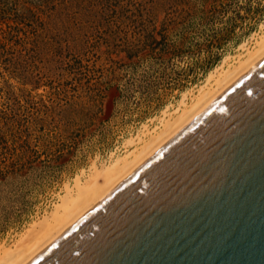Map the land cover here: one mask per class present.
<instances>
[{"label":"rangeland","instance_id":"rangeland-1","mask_svg":"<svg viewBox=\"0 0 264 264\" xmlns=\"http://www.w3.org/2000/svg\"><path fill=\"white\" fill-rule=\"evenodd\" d=\"M263 33L264 0H0V249Z\"/></svg>","mask_w":264,"mask_h":264},{"label":"water","instance_id":"water-1","mask_svg":"<svg viewBox=\"0 0 264 264\" xmlns=\"http://www.w3.org/2000/svg\"><path fill=\"white\" fill-rule=\"evenodd\" d=\"M27 264H264V58Z\"/></svg>","mask_w":264,"mask_h":264},{"label":"bare ground","instance_id":"bare-ground-1","mask_svg":"<svg viewBox=\"0 0 264 264\" xmlns=\"http://www.w3.org/2000/svg\"><path fill=\"white\" fill-rule=\"evenodd\" d=\"M245 51L243 55L236 57L234 62H230L228 67L222 68L223 70L220 71L217 67L198 94L189 102L181 100L179 108L175 112L167 113L159 126L153 130L148 129L145 135H139L135 140L127 141L134 143V146L126 150L123 156H115L110 162L96 166L84 179L80 178L74 186H68L58 203H55L48 214L45 213L41 221L34 223L12 247L0 249V264H27L189 124L204 108L264 58V33L257 39L253 48H247Z\"/></svg>","mask_w":264,"mask_h":264}]
</instances>
